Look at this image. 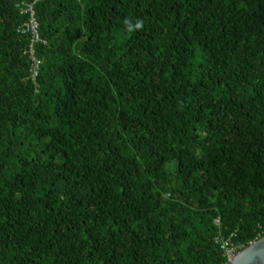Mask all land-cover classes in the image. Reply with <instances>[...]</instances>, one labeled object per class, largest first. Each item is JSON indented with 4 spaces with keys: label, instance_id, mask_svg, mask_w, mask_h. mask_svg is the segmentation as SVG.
Returning a JSON list of instances; mask_svg holds the SVG:
<instances>
[{
    "label": "trees",
    "instance_id": "16d2710c",
    "mask_svg": "<svg viewBox=\"0 0 264 264\" xmlns=\"http://www.w3.org/2000/svg\"><path fill=\"white\" fill-rule=\"evenodd\" d=\"M232 233L264 235V0H0V264H227Z\"/></svg>",
    "mask_w": 264,
    "mask_h": 264
},
{
    "label": "built area",
    "instance_id": "2783aa9c",
    "mask_svg": "<svg viewBox=\"0 0 264 264\" xmlns=\"http://www.w3.org/2000/svg\"><path fill=\"white\" fill-rule=\"evenodd\" d=\"M31 26L33 28V30L35 29V27L37 26V22L34 19H31ZM35 31V30H34ZM33 58V57H32ZM34 61H36V64L33 66L32 71H33V76H36L37 71H38V60H35L33 58ZM214 222L219 224L220 221L218 219H214ZM234 237V233L224 237L223 235H218L217 237H215V241L219 244L222 252H223V256L226 259V263H229L235 256H237V254L244 249L248 244H250L252 241L251 240L248 242V244H246L245 242H237L234 243L232 241Z\"/></svg>",
    "mask_w": 264,
    "mask_h": 264
},
{
    "label": "water",
    "instance_id": "95a60500",
    "mask_svg": "<svg viewBox=\"0 0 264 264\" xmlns=\"http://www.w3.org/2000/svg\"><path fill=\"white\" fill-rule=\"evenodd\" d=\"M228 264H264V235L248 244Z\"/></svg>",
    "mask_w": 264,
    "mask_h": 264
},
{
    "label": "clouds",
    "instance_id": "9594fccd",
    "mask_svg": "<svg viewBox=\"0 0 264 264\" xmlns=\"http://www.w3.org/2000/svg\"><path fill=\"white\" fill-rule=\"evenodd\" d=\"M124 24H125V26H126V28H127L128 31H133V30H135V29H140V28L143 27V22L140 21V20H137V21L135 22V24L133 25V24L129 21V19L126 18V19L124 20ZM227 264H228V263H227Z\"/></svg>",
    "mask_w": 264,
    "mask_h": 264
},
{
    "label": "crops",
    "instance_id": "0c3cea01",
    "mask_svg": "<svg viewBox=\"0 0 264 264\" xmlns=\"http://www.w3.org/2000/svg\"><path fill=\"white\" fill-rule=\"evenodd\" d=\"M215 239V238H214Z\"/></svg>",
    "mask_w": 264,
    "mask_h": 264
}]
</instances>
